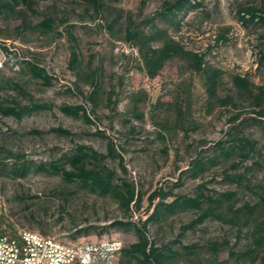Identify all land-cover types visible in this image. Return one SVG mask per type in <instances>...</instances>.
I'll return each mask as SVG.
<instances>
[{
    "label": "rangeland",
    "instance_id": "obj_1",
    "mask_svg": "<svg viewBox=\"0 0 264 264\" xmlns=\"http://www.w3.org/2000/svg\"><path fill=\"white\" fill-rule=\"evenodd\" d=\"M164 1L174 0H100V10L88 0H28L10 8L0 2V105L46 106L19 119L0 116L3 228L15 234L35 232L69 245L116 240L127 247L136 241L134 233L112 225L145 220L159 201H149L157 189L170 195L167 203L177 196L231 192L232 203L239 207L264 196V134L252 121L249 102L223 106L217 101L207 109L205 79L179 58L169 60L149 80L140 70L135 46L124 39L128 26L149 31L144 21L161 11ZM181 1L185 10L176 20L154 17V24L185 50L203 55L205 67L222 73L217 97L233 96L234 75L245 77L253 88H264V64L258 62L264 25L239 18L245 9L264 11V0ZM46 18L53 20L52 33L31 30ZM71 38L84 72L97 71L102 91L96 105L86 99L90 87L69 67ZM31 66L43 69L51 85L32 78ZM63 106H83L92 123L65 116L59 110ZM237 125L241 135L256 142V154L243 163L234 154L223 157L214 151L215 143L227 142ZM80 147L106 156L104 164L114 171L116 184L133 187L141 195L138 208L132 205L126 213L111 197L32 170L49 164L71 170L66 159ZM197 161L204 163L201 170L194 168ZM22 164L31 170L18 178L13 168ZM200 213L179 211L150 222L149 240L180 251L193 246L194 256L177 264H235L227 252L246 246V229L239 232L210 218L189 228ZM81 230L89 234L76 235ZM211 243L221 245L216 256Z\"/></svg>",
    "mask_w": 264,
    "mask_h": 264
},
{
    "label": "trees",
    "instance_id": "obj_2",
    "mask_svg": "<svg viewBox=\"0 0 264 264\" xmlns=\"http://www.w3.org/2000/svg\"><path fill=\"white\" fill-rule=\"evenodd\" d=\"M19 1L28 2V0H0L1 5L10 8L12 4ZM90 5L95 9H102L103 4L100 0H88ZM185 10V2L174 0L173 2L164 1L162 9L155 14L164 21L176 20L179 14ZM240 19L252 23H260L264 25V11L255 9H245L241 11ZM244 16H247L245 19ZM154 17L146 19L145 26L149 31L128 26L125 30L124 39L133 43L136 48L140 70L146 78L154 80L164 65L173 58L183 60L193 73L202 74L205 79V93L207 95V109H211L214 104L219 101L221 105H233L236 100L249 102L251 112L253 114L252 121L264 134V88H253L245 77L234 75L231 78V85L234 90L233 96L219 99L216 95L217 88L222 73L214 68L205 67L204 56L185 50L180 44L175 42L165 30L158 29L154 24ZM182 18V17H181ZM180 19L177 21L179 26ZM31 30L41 35H47L53 32V20L46 18L38 24L31 27ZM60 36V34H58ZM69 37L71 35L69 34ZM73 44L69 47V67L73 70L78 81L86 83L91 91L87 96L89 103L96 105L102 91L101 84L98 80L96 70L84 72L80 65L78 53L76 51L75 39L71 38ZM259 64H264V50L259 56ZM31 76L39 79L43 84L50 86L51 77L46 74L43 69L35 66L30 67ZM46 109L44 105H31L26 107H6L0 105V116L21 118L23 115L38 112ZM60 112L65 116L73 118H82L85 123L91 124L87 111L83 106H63ZM175 113L178 117L182 115L180 107H177ZM237 117L233 121H236ZM238 125L233 127V132L229 136L227 142L215 143L214 151L223 157H227L230 153L236 155L241 163L253 158L256 154V142L241 135ZM52 132L58 134H67L61 129H52ZM106 156L95 151L80 147L77 153L68 157L66 162L70 165L71 170H66L55 164L35 166L32 169L36 173H45L50 176H59L65 183L76 185L81 191L96 194L102 197H111L116 200L120 207L129 213L132 211L131 206L138 208L141 195L128 185L122 184L124 188L116 184V176L114 171L109 169L104 161ZM202 161H197L194 168L201 170ZM31 168L22 164L15 169L13 174L18 178H24ZM2 175V173H0ZM242 177H237V182L241 183ZM170 196L161 189H157L149 196L150 203L158 198L159 201L153 207L148 217L142 221H133L128 219L125 222L115 221L112 225H118L130 229L136 241L127 247L121 246L116 264H177L182 260H187L194 256L193 246L182 247V251L173 249L168 246L157 247L153 241L149 240L148 225L150 222L158 221L162 217L171 216L179 211L195 210L200 211V215L190 225L203 222L205 219H213L222 224L230 225L239 232L242 229L247 231V244L243 249L236 251L228 249V259L233 260L235 264H264V196L260 195L253 204L243 203L239 207H235L232 203L234 193H220L217 197H212L199 193L194 198L182 196L174 197L167 203L164 200ZM19 234V233H18ZM18 234L3 228L0 224V236L9 238H18ZM88 235V230L78 231L76 235ZM218 243H211L210 249L213 256L217 255L219 248Z\"/></svg>",
    "mask_w": 264,
    "mask_h": 264
},
{
    "label": "built area",
    "instance_id": "obj_3",
    "mask_svg": "<svg viewBox=\"0 0 264 264\" xmlns=\"http://www.w3.org/2000/svg\"><path fill=\"white\" fill-rule=\"evenodd\" d=\"M121 246L116 240L69 245L22 231L16 239L0 236V264H116Z\"/></svg>",
    "mask_w": 264,
    "mask_h": 264
}]
</instances>
